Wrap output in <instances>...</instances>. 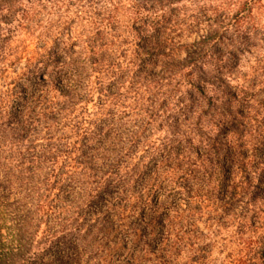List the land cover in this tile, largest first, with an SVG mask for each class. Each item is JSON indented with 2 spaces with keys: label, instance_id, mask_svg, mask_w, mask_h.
<instances>
[{
  "label": "rangeland",
  "instance_id": "374dc122",
  "mask_svg": "<svg viewBox=\"0 0 264 264\" xmlns=\"http://www.w3.org/2000/svg\"><path fill=\"white\" fill-rule=\"evenodd\" d=\"M59 1L60 3L56 0H44L38 3L36 0H0V264H157V258L147 250H153L160 243L165 224L167 225V212L174 207L182 212L187 207L184 191L178 189L176 196H170L166 200L164 190L156 189L146 208L147 195L144 194L145 189L142 186L144 178L133 183L124 201L130 207L125 227H116L118 219L112 213L103 216L104 219L109 217V222L103 226L113 223L114 229H117L109 231L111 247L103 245L102 250L104 252L107 248L110 258L103 261V254L96 249L98 245L93 248L87 246L103 237L99 233H95L96 238L91 237L97 226L96 213L93 210L96 207L106 209L116 203L117 190L120 188L110 187V193L106 192L99 202L83 208L81 217L75 214L86 202L81 192L76 194L75 191H69L71 185L68 181L60 182L53 185L52 189L57 212L48 215L36 213L32 201L26 196L32 193L35 187L37 192L42 193V190L38 189L40 184H19V171L13 160L12 149L17 145L26 154L25 147L29 143L25 137L30 133L23 126L28 125L29 117L39 116L41 120H45L47 116L41 115L47 112L44 109L47 102L45 98L54 97L55 102L64 107L70 99L63 98L60 93L64 94L66 87L77 85L117 88L124 83L126 87H155L158 90L161 86V90H164L178 84L190 88L191 82L196 81L207 87L208 98L203 100L201 94H198L202 105L194 114L197 116L199 110L204 111L205 125L213 119L217 109L222 112H234L244 123V129L261 128L264 125V13L255 11L256 22L259 24L256 32L239 38L233 31H229L223 42L217 43L208 55L201 57V64L192 74L183 68L189 55L202 46L203 38L209 31L215 28L223 29L224 23L229 21V18L224 19L225 16L221 13H215L220 0ZM111 5L122 8L116 20L120 27L119 35H116L118 38L114 44L115 51L111 55L113 61L122 62L127 66L122 68L124 72L121 79L113 77L107 71L117 69L92 68V63L82 57L79 45L60 51L72 38L86 40L92 36L94 21L99 20H94L88 12H98L102 6ZM130 5H140L142 9L139 14L143 17L150 14L155 18L161 13L162 18L157 20V23L150 24L152 29L147 30V25L134 21ZM104 24L110 26L111 23ZM5 29H11V32L4 34ZM106 30L109 34L112 33L108 27ZM97 59L101 57L98 56ZM76 61L79 64L86 62L85 66H60L63 62ZM239 87L249 91L251 99L248 104L234 100L233 94L237 93ZM240 98L245 97L240 94ZM149 105L148 101L145 106ZM180 105H170V116L160 113L154 123L147 127L135 150L129 154L130 160L139 165L145 162V165L139 167L142 168L146 179L158 164L161 165L162 160L160 148L151 152L147 145L157 139L168 141L172 138L171 130L176 128L179 122H184L180 115ZM88 106L95 113L105 109L98 99L90 102ZM256 107L261 108L259 113L251 110ZM108 108L111 112H117L113 106ZM48 111L54 112L51 109ZM241 114H249L251 118H243ZM99 116L92 118L99 119ZM55 117L56 115L49 117L48 121L55 123ZM114 119L117 120L118 117ZM143 119V116H134L123 120L122 126H118L114 131L117 135L116 147L109 146L106 139L99 142L98 138L94 139L93 148L88 153L99 156L102 154L108 159H96L95 156L93 159H86L92 170L85 167V172L95 176L87 179L88 181L97 180V175L101 176L104 170L111 169L110 163L117 166L114 170H118L116 160L122 152L121 147L127 142L131 131L136 129L138 122ZM23 121V124L20 123ZM38 127L41 128V124ZM205 128V132H209L210 128ZM218 140L225 142L226 133H220ZM144 150L147 152L144 153ZM76 156L83 158L79 151ZM139 157L141 158L138 159ZM47 171L44 167L34 176L43 181ZM246 186L251 193L255 192L250 194L253 195L255 205L250 206L251 211L246 213L247 230L244 235V238L252 239V245L247 246L231 239L227 247H221L219 244L211 248L204 247L205 251L210 249L209 253L214 257L212 261L195 262L192 259L193 254H189L185 255L179 264H229L230 261L235 262L250 254H253L255 264H264V213L259 212V209L264 211V185L252 188L248 183ZM21 187L22 190L19 189ZM131 195L133 197H130ZM135 196L140 199L137 201ZM242 199L235 203V209L231 210L229 215L222 214L218 218L227 224H233L232 218L247 210L246 204L249 201L246 197ZM159 202H162L164 208L161 206L158 209L156 226H146L141 221L142 215L139 212L145 208V212L149 213ZM28 207L32 208L31 211L27 210ZM134 207L136 211H131ZM121 209L115 207L117 212ZM206 222L207 218L203 217L197 224L198 228L204 229ZM183 225L186 226L187 223ZM229 229L230 234L238 237L239 227L234 224L230 225ZM133 232L137 233L139 238L132 235ZM219 238L217 240L222 241ZM146 243H150V246L145 245ZM135 256L136 260L133 259Z\"/></svg>",
  "mask_w": 264,
  "mask_h": 264
},
{
  "label": "trees",
  "instance_id": "16d2710c",
  "mask_svg": "<svg viewBox=\"0 0 264 264\" xmlns=\"http://www.w3.org/2000/svg\"><path fill=\"white\" fill-rule=\"evenodd\" d=\"M36 1L40 3L44 0ZM56 1L60 3L59 0ZM263 3L264 0H220V4L215 8V13H221L225 16L224 19L229 18V21L224 23L223 29L215 28L205 35L202 46L196 48L186 60L183 66L185 71L194 74V69L201 64V57L208 55L217 43L223 42L229 31H233L239 38H245L256 32L259 24L256 22L255 11L259 10L264 13ZM130 6L134 21L147 25V30L152 29L150 24L157 23V20L163 15L160 13L152 18L148 14L143 17L139 14L142 9L140 5ZM201 8L203 9L204 6ZM121 9L120 6L111 5L102 6L98 12L89 11L88 13L92 14L94 20H99L94 21L93 35L86 40L72 38L60 51L69 50L74 45H79L82 57L92 63V68L117 69V71H107L113 77L121 79L124 72L122 68H127V66L111 59V55L115 51L114 44L118 38L116 35H119L120 27L116 24V20ZM203 10L206 11V9ZM104 22L111 24L107 26ZM107 27L112 30L111 34L107 32ZM4 31L3 33L7 34L11 32V29ZM98 56L101 59H97ZM57 61H60L59 57ZM84 63L86 62H82V64H79L78 61L75 63L63 62L60 66L80 68L85 66ZM159 87L158 90L155 87L145 89L126 87L124 83L117 88L104 85L70 86L66 87L64 94L60 93L63 98L70 99L64 107L59 106L54 97H43L47 101L44 105L47 112L41 115L47 116L46 119L41 120L42 118L39 116L29 117L28 125L24 124L23 126L30 133L25 137L26 142L29 143L25 147L26 154L17 145L12 149L13 160L19 171L17 176L19 184L23 186L27 182H36L40 184L38 189L42 190V193H39L35 187L32 193L30 192L26 197L32 201L36 213L51 214L57 208L53 201V185L68 181L71 185L69 191H75L76 194L81 192L86 201L82 202L83 205L80 206L79 212L75 213L81 216L85 206L89 207L95 202H99L106 192L110 193V187H119L117 202L112 204V208L96 207L93 210L96 213L95 222H97L96 230L98 232L94 230L91 237L96 238L95 233L102 234L103 237L95 243L87 244V246L93 248L98 245L96 249L103 254V261L110 258V251L107 249L111 247L109 231L117 230L114 229L113 223L103 226L104 223L109 222V217L104 219L103 216L112 213L118 219L116 227L124 228L126 219L129 218L127 211L130 208L124 201L129 195L132 184L142 178H144L142 179L144 194L147 195L146 208H148L156 189L157 191L164 190L166 200L170 196H176L178 189L186 194L187 207L182 212L175 210V207L167 212V225L165 224L160 243L153 250H147L157 258V264H179L183 261V257L189 254H193L192 259L195 262L198 260L212 261L214 257L209 253L210 249L205 251L204 247L211 248L216 244L227 247V243L231 239L247 246L252 245V239L244 238V235L247 230L246 213L250 206L255 205L253 195L250 194H255V192L251 193L246 185L250 183L252 188L264 185V125L258 129L252 126L251 130L244 129V123L234 115V112L231 110L222 112L217 109L213 119H210L205 125L204 111L199 110L198 115H194L202 105L197 97L198 94H201L203 100L208 98L205 85L194 81L191 82L190 88L181 84L172 88L166 87L164 90H161V86ZM240 94L245 98H240ZM233 98L235 101H242L245 104H248L251 99L249 91L240 87L237 88V93L233 94ZM96 99L105 106V109H100L95 113L90 110L88 104ZM148 101L150 105L146 107ZM175 103L181 104L180 115L184 122H179L176 128L171 130L173 136L168 141L157 139L147 145L151 152L160 148L162 160L161 165L158 164L155 171L146 179L141 168L145 162L139 165V163L130 160L129 154L135 150L147 127L154 123L155 119L161 115L160 113L172 115L170 105H175ZM110 106L116 108L117 112H113V110L111 112V109L108 108ZM260 107L262 108V106ZM260 107L251 110L259 113ZM50 109L54 112L48 113ZM54 115L57 118L56 122L48 121L49 117ZM98 115L101 116L99 119L92 118ZM116 116L117 120L114 119ZM134 116H143L144 119L138 122L136 129L131 131L127 142L121 147L122 152L116 160L118 170H114L117 166L110 163L111 169L104 170L101 176L97 175V180L88 181L87 179L95 176L85 172V167L92 170L86 159H93V156L96 159H108L102 154L99 156L88 153L93 148L94 139L98 138V142L106 139L109 146L116 147L115 129L122 126L125 118L130 119ZM241 116L243 118L250 117L249 114H241ZM20 123L23 124L24 121ZM39 124H41V128L38 127ZM205 127L210 128L209 132H205L207 130ZM220 133H226L225 142L218 140ZM38 146L41 149H38ZM80 146L82 148H79ZM78 151L81 152L83 158L76 156ZM146 152L144 150V153ZM44 167L48 171L44 173V180L40 181L34 175L37 171H42ZM164 183L167 189L163 187ZM76 188H79L78 191L75 190ZM19 189L22 190V187ZM248 192L250 193L247 195ZM19 193L22 195L21 192ZM244 197L249 201L246 204L248 208L246 207L247 210H244L242 214H237L232 218L233 224H227L218 218L222 214L229 215V212L235 209V203L243 200ZM135 199L138 201L140 197ZM161 206L162 202L157 203V206L149 213L145 212V208L141 209L139 212L142 215L141 221L146 226H156L159 218L158 209ZM115 207L120 209L122 207V209L117 212ZM162 207L164 208V206ZM31 209L27 208L28 211ZM131 211H136L135 207ZM259 212L264 213L261 209ZM203 217L207 218V222L205 228L200 230L197 224ZM184 223L187 225L184 226ZM234 224L240 229L236 238L230 234L229 229L230 225ZM132 235L139 238L137 233L133 232ZM219 237L222 241L217 240ZM115 244H117L116 241ZM103 245H108L104 252ZM145 245L150 246V243ZM133 259L136 260V256ZM254 259L253 254H250V256L245 255L235 262L230 261L229 264H255Z\"/></svg>",
  "mask_w": 264,
  "mask_h": 264
}]
</instances>
